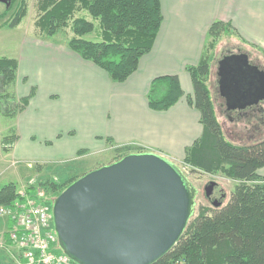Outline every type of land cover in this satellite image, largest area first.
Listing matches in <instances>:
<instances>
[{
  "label": "crops",
  "instance_id": "obj_1",
  "mask_svg": "<svg viewBox=\"0 0 264 264\" xmlns=\"http://www.w3.org/2000/svg\"><path fill=\"white\" fill-rule=\"evenodd\" d=\"M160 5L162 23L152 48L123 82L112 81L70 50L67 39L61 43L41 38L47 35L35 27L34 20V35L24 28L17 42L11 40L12 54L0 55L17 62L11 91L17 98L34 92L14 118L0 115V178L4 163L46 167L123 145L134 147L131 152L183 160L185 148L202 134L199 112L186 101V96H192L186 66L199 62L207 30L215 21L230 24L240 42L264 52V0H160ZM23 18L15 27L0 30H17ZM39 64L42 77L34 69ZM166 75L178 78L183 96L167 110H152L147 103L150 83ZM10 128L17 139L4 152L1 138ZM19 171H10L18 184L25 181V173ZM257 174L264 178V167ZM8 252L16 257L10 250L0 253Z\"/></svg>",
  "mask_w": 264,
  "mask_h": 264
},
{
  "label": "trees",
  "instance_id": "obj_2",
  "mask_svg": "<svg viewBox=\"0 0 264 264\" xmlns=\"http://www.w3.org/2000/svg\"><path fill=\"white\" fill-rule=\"evenodd\" d=\"M35 27L47 36L68 28V48L82 59L102 69L112 81L123 82L138 67L142 56L154 43L162 23L160 0H38ZM26 0H10L0 13V28L15 27L25 16ZM232 34L230 24L213 22L206 33L204 53L196 65L186 66L192 96L186 101L199 112L202 134L185 148L182 162L191 171L220 172L239 181L228 201L218 207L199 206L175 245L154 264H264V179L257 170L264 167V139L245 145L225 140L215 115L207 79L210 70L207 49L215 47L222 35ZM94 38L88 39V36ZM17 62L0 57V115L14 118L30 97L17 98L11 91ZM183 91L178 78L166 75L154 78L147 93L148 107L167 110ZM17 139L13 128L1 138L7 152ZM134 147H116L128 154ZM50 183L57 196L72 181ZM34 189L29 188L30 194ZM49 197H47L48 199ZM19 199L13 183L0 188V205Z\"/></svg>",
  "mask_w": 264,
  "mask_h": 264
},
{
  "label": "water",
  "instance_id": "obj_3",
  "mask_svg": "<svg viewBox=\"0 0 264 264\" xmlns=\"http://www.w3.org/2000/svg\"><path fill=\"white\" fill-rule=\"evenodd\" d=\"M216 74L230 118L264 101V71L246 54L224 55ZM215 186L210 181L204 187L207 198ZM195 196L193 184L166 156L126 154L83 174L53 199L58 247L76 264H154L183 233Z\"/></svg>",
  "mask_w": 264,
  "mask_h": 264
},
{
  "label": "rangeland",
  "instance_id": "obj_4",
  "mask_svg": "<svg viewBox=\"0 0 264 264\" xmlns=\"http://www.w3.org/2000/svg\"><path fill=\"white\" fill-rule=\"evenodd\" d=\"M38 0H26L28 15L23 18V21L20 27L17 30H10L8 28L0 30V55L3 54H12L11 48H14V43L11 40L18 41V37L22 36L24 28H27L29 35H34L32 32V20H36L38 11L36 10ZM6 3L0 1V13L4 11ZM28 26V27H27ZM68 29V28H66ZM26 30V31H27ZM71 36L68 30H63V32H58L53 37L41 36V38L49 39V41L64 42L66 39ZM38 37V36H37ZM88 39L94 38L91 36L87 37ZM17 39V40H16ZM244 53L247 55L250 62L259 66L264 71V52L250 48L232 33L230 36L222 35L215 47L207 49L206 55L209 58L210 70L207 79V84L210 90L211 100L213 102V107L217 120L219 121L222 133L228 142L234 145H245L253 142H257L264 139V119L259 120V117H262L264 112L259 114V111L256 110L250 116H238L237 118H230L228 113L225 110L224 100L219 96L217 89V66L218 62L223 55ZM36 70H40L39 74L42 77V66L41 64L34 67ZM37 72V71H36ZM41 81V80H40ZM264 109V103H263ZM264 111V110H263ZM264 117V115H263ZM7 121V120H4ZM122 154L115 149L105 150L91 156L83 155L82 157L75 159H67L64 163L58 165H48L46 167H34L28 169L25 162L19 161L18 163L5 164L3 165V175L0 178V187L9 184V182H14V178H11L12 175L10 172L13 170H20L23 172L25 181L15 183L17 191L26 188H39L47 197L45 203L49 206L51 212L52 201L54 199V194L56 190H53L50 187V183L63 184L69 182L73 177L79 178L81 175L94 170L102 165L112 163L122 157ZM11 162V161H10ZM179 168L184 172L190 182L196 189L195 196V206L194 213L191 218L195 217L198 211L199 206H212V199L222 202L225 204L234 187L239 184V181L229 179L225 177L220 172L204 173L200 171H191L188 164L182 161L175 162ZM74 176H73V175ZM73 176V177H72ZM261 177V176H260ZM263 178V177H261ZM264 179V178H263ZM216 182V186L213 189L211 200L205 196L204 187L210 182ZM21 185V186H20ZM224 193L225 197L222 199L219 198L220 193ZM215 197V198H214ZM55 252H60L58 245L55 247ZM5 251V250H4ZM0 251V252H4ZM12 252L17 253L16 247H12ZM0 264H18L16 259L8 253H0Z\"/></svg>",
  "mask_w": 264,
  "mask_h": 264
},
{
  "label": "built area",
  "instance_id": "obj_5",
  "mask_svg": "<svg viewBox=\"0 0 264 264\" xmlns=\"http://www.w3.org/2000/svg\"><path fill=\"white\" fill-rule=\"evenodd\" d=\"M28 189L19 190V199L11 204L0 205V250L16 247L19 264H76L55 252L57 238L47 196L39 188L30 194Z\"/></svg>",
  "mask_w": 264,
  "mask_h": 264
},
{
  "label": "flooded vegetation",
  "instance_id": "obj_6",
  "mask_svg": "<svg viewBox=\"0 0 264 264\" xmlns=\"http://www.w3.org/2000/svg\"><path fill=\"white\" fill-rule=\"evenodd\" d=\"M249 60V59H248ZM249 63L251 64V65H255V64H253L252 62H250V60H249ZM256 66V65H255ZM258 69H261L259 66H256ZM261 70H263V69H261ZM217 89H218V78H217ZM218 93H219V91H218ZM223 100H224V98H222ZM224 103H225V101H224ZM263 103H264V101H262V102H258L256 105H255V107H253V108H251V109H247V110H245V111H243V112H240V114H239V116H250L251 114H249V113H253V112H255L256 110H258L259 111V114L261 113V112H264L263 110ZM263 115L264 114H262V117H259V120H261L262 121V119H264V117H263ZM252 116V115H251ZM262 118V119H261ZM217 185V184H216ZM225 194L224 193H220L219 194V198L221 197L222 199L225 197L224 196ZM212 197V196H211ZM211 197L209 198L210 200H211ZM215 198V197H214ZM216 199V198H215ZM215 199H212V200H215ZM211 200V201H212Z\"/></svg>",
  "mask_w": 264,
  "mask_h": 264
}]
</instances>
